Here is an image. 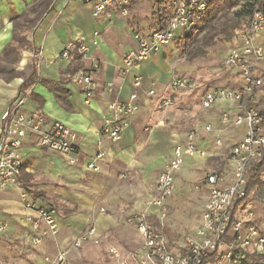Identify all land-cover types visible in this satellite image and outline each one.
I'll return each instance as SVG.
<instances>
[{"label": "crops", "instance_id": "crops-1", "mask_svg": "<svg viewBox=\"0 0 264 264\" xmlns=\"http://www.w3.org/2000/svg\"><path fill=\"white\" fill-rule=\"evenodd\" d=\"M40 1L0 0V66L6 68L3 73L0 71V116L17 97L25 96L26 113L60 122L80 139L76 152L66 157L35 146L29 138L22 150L18 185L0 191V222L8 228L0 237L8 235L7 240H21L30 247L21 224L24 214L21 192L33 207H47L54 212L58 232L35 249L38 256L33 264L43 253L52 254L66 247L88 228L95 229L98 240H109L110 233L121 240L120 225L127 226L128 221L146 210V201L152 196L149 186L155 187L172 147L185 134H175L163 126L164 117L153 105L158 97L146 98L149 90L157 95L167 93L173 78L166 72L163 51L127 74L122 73L121 60L134 47V35L163 27L154 18L147 21V4L134 6L128 18H93L90 6L80 0H53L38 24L23 33L28 44L17 49V62L9 63L2 54L8 46L17 47L13 38L18 31H14L13 22ZM72 40L87 49L85 56L73 48L69 59L61 58V52ZM92 63L98 66L94 76L96 87L91 101L85 104L71 77L78 70L89 71ZM11 69L15 76L9 73ZM136 75L141 77L139 89L133 87ZM109 84L111 88L107 90ZM132 93L138 95L139 111L130 118L121 140L112 143L100 134L102 116L109 103L124 102ZM207 122L217 124L213 117L195 128L201 130ZM212 138V134L201 133L197 144L211 150ZM98 153L99 171L87 170L86 165ZM200 161L203 160L185 161L175 175L173 196L178 192V181L184 184L190 181Z\"/></svg>", "mask_w": 264, "mask_h": 264}, {"label": "built area", "instance_id": "built-area-1", "mask_svg": "<svg viewBox=\"0 0 264 264\" xmlns=\"http://www.w3.org/2000/svg\"><path fill=\"white\" fill-rule=\"evenodd\" d=\"M90 6L93 18H127L135 4L157 1L166 21L160 29L134 35V47L127 50L121 60L123 74H127L152 55L161 53L181 34L197 28L210 13L211 0H80ZM96 35V34H95ZM75 48L84 57L87 49L78 41L68 42L60 57L69 59ZM224 68L230 70L233 84L229 87L207 89L200 98V108L209 111L217 108L216 125L207 122L201 130L186 132L183 140L175 143L171 154L155 182V194L147 201L146 210L132 220L138 236L136 249L123 253L110 246L109 256L116 264H255L254 256L264 261V232L255 224L253 212L247 209V185L264 157V116L258 107L264 90V0H257L251 14L244 20L235 44L225 53ZM98 66L92 63L89 71L78 70L71 82L81 91L84 103L89 104L96 87L94 81ZM133 87H141V77L133 78ZM188 87L185 78L173 77L168 89L179 92ZM111 84L107 86L110 90ZM166 92L157 95L154 90L146 98L158 97L160 105L167 107L171 101ZM25 96L17 97L0 116V191L16 187L23 166L22 150L32 138L37 147L62 154H74L80 139L76 133L60 122H50L41 115L24 111ZM139 111L138 95L132 93L124 102H111L101 119L100 134L112 143L121 140L129 127L130 118ZM229 132L239 135L228 152V170L206 173L200 183L206 188L199 224L187 235L180 250H173L168 240L154 223H162L166 201L175 192V175L187 159H207L219 156ZM201 133L212 134V148L205 150L197 142ZM98 153L86 165L87 170L99 171ZM72 163V161H71ZM21 224L28 235V245L40 248L45 239L57 234L54 212L47 207H33L24 192ZM1 211V207H0ZM7 225L0 222V235ZM94 228H88L66 247L55 253H43L35 264H73L70 255L86 244H99ZM0 264H2L0 262Z\"/></svg>", "mask_w": 264, "mask_h": 264}, {"label": "rangeland", "instance_id": "rangeland-1", "mask_svg": "<svg viewBox=\"0 0 264 264\" xmlns=\"http://www.w3.org/2000/svg\"><path fill=\"white\" fill-rule=\"evenodd\" d=\"M240 1L241 6L248 0ZM143 4H147L148 8L147 21L154 18L158 22L159 14L156 10L158 2L147 1ZM138 5L140 4L134 6ZM240 6L226 14L217 13L207 23L200 24L187 42L185 50L181 48L178 40L184 43L187 32L181 34L177 40L163 50L162 59L169 76L185 78L188 82V87L182 91L173 93L167 89L164 96L174 103L171 106L162 107L158 98L156 102L153 101L156 112L164 117L163 126L173 133L186 134L187 131L196 129L195 127L199 124L213 117L217 118V108L203 111L199 105L200 98L209 88L229 87L231 83L233 84L232 73L223 67L222 60L226 51L235 44L236 37L244 23L240 21V28L234 30L232 37H228L230 29L236 22L234 12L239 10ZM149 30L150 28H147V31ZM258 107L260 110L264 109V90L260 95ZM223 136L224 144L220 155L201 159L203 161H200L199 168L195 169L190 181L185 184L178 181L177 194L169 198V201L167 200L169 205H166L167 201L164 205V220L161 224L155 223L156 229L162 232L175 252L180 250L184 238L191 234L199 224L205 203L204 194L207 193L206 189L202 188L204 185L200 183L202 176L209 172H224L229 169L228 152L231 145L239 139V135L229 132ZM149 189V193L153 196L155 187L149 186ZM245 205L253 212L255 224L264 232V171L259 182L250 190ZM127 224V226L120 225L121 240H117L114 234L110 233L109 240H100L98 245L86 244L71 253L72 263L116 264L107 252L110 246L123 253L132 251L138 246L133 220L131 219ZM7 239H9L8 235L0 237V262L2 264L34 263L38 256L34 248L24 246L21 240ZM208 263L210 264V260ZM261 263L264 264V261Z\"/></svg>", "mask_w": 264, "mask_h": 264}, {"label": "trees", "instance_id": "trees-1", "mask_svg": "<svg viewBox=\"0 0 264 264\" xmlns=\"http://www.w3.org/2000/svg\"><path fill=\"white\" fill-rule=\"evenodd\" d=\"M53 0H41L34 6L30 7L23 16H21L18 20H15L13 22L14 26V31H18L14 33V38L13 41L17 43V47L14 46H8L4 49L2 57L4 60L8 61L9 63H16L18 60V50L21 48H26L28 42L26 38L23 36V33L25 31H29L33 29L40 19L42 18L43 14H45L48 9L50 4L52 3ZM257 0H248L245 4L240 6L241 1L240 0H211V9L210 13L206 18H203L201 21V24L207 23L211 18H213L217 13L221 14H226L233 9L237 8L240 6L239 10H236L234 12V15L236 17V22L230 29V33L228 34V37H232L234 30L237 28H240V21H244L252 12ZM157 13L159 14V23L163 24L166 21V17L164 16V12L160 7L158 6L156 8ZM196 31V28L187 32L185 34V42L181 43V41L178 40L179 45L183 50L187 48V42L191 39L192 34ZM80 56H76V59H79ZM6 70L5 67L0 66V71L3 73ZM11 76H15L16 74L13 72V69L9 72ZM34 74V73H33ZM260 112L264 116V109L260 110ZM264 171V157L259 164V167L255 171L254 174H251L248 180V185H247V196L252 189L254 185H256L259 182V178ZM155 224V223H154ZM262 260L259 258H256L254 256L250 257L249 263L254 262L256 264H262ZM205 261L202 262L204 264Z\"/></svg>", "mask_w": 264, "mask_h": 264}]
</instances>
